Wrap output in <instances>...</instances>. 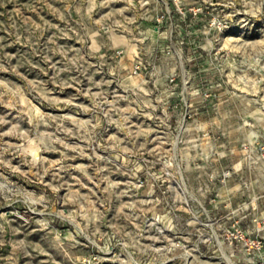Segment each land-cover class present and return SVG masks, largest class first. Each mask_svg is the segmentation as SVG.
<instances>
[{
	"label": "rangeland",
	"instance_id": "obj_1",
	"mask_svg": "<svg viewBox=\"0 0 264 264\" xmlns=\"http://www.w3.org/2000/svg\"><path fill=\"white\" fill-rule=\"evenodd\" d=\"M135 2L0 0V264L264 263V0L183 54Z\"/></svg>",
	"mask_w": 264,
	"mask_h": 264
},
{
	"label": "built area",
	"instance_id": "obj_2",
	"mask_svg": "<svg viewBox=\"0 0 264 264\" xmlns=\"http://www.w3.org/2000/svg\"><path fill=\"white\" fill-rule=\"evenodd\" d=\"M246 2L247 0H136L135 5L144 10L146 18L150 16L152 30L158 39L178 43L179 52L183 54L189 50H185V47L192 42L189 36L196 32V29H192L195 20L204 22L205 28L197 30L208 33V42L217 53L219 49L216 46L223 35L241 27L246 21L241 16V8ZM143 184V179H138L137 185ZM237 236L247 242L245 234L235 235Z\"/></svg>",
	"mask_w": 264,
	"mask_h": 264
},
{
	"label": "bare ground",
	"instance_id": "obj_3",
	"mask_svg": "<svg viewBox=\"0 0 264 264\" xmlns=\"http://www.w3.org/2000/svg\"><path fill=\"white\" fill-rule=\"evenodd\" d=\"M216 235V234H215ZM222 248V247H221ZM225 257V256H224ZM228 257V256H227ZM232 264V263H231Z\"/></svg>",
	"mask_w": 264,
	"mask_h": 264
}]
</instances>
